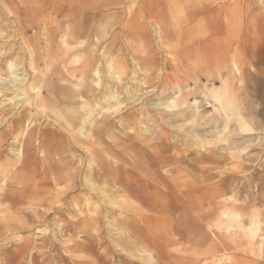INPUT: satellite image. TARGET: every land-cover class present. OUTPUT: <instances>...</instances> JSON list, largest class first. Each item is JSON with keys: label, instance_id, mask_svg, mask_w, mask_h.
Instances as JSON below:
<instances>
[{"label": "rangeland", "instance_id": "374dc122", "mask_svg": "<svg viewBox=\"0 0 264 264\" xmlns=\"http://www.w3.org/2000/svg\"><path fill=\"white\" fill-rule=\"evenodd\" d=\"M0 27V67L7 51L20 55L25 78L29 53L37 57L34 67L49 69L46 76L84 61L91 71L96 59L104 88L111 59L122 81L116 90L122 105L97 110L90 127L97 146L65 155L79 184L59 182L57 196L51 182L44 209L32 202L39 219L27 211L29 203L11 213L0 208V220L27 221L24 228L0 223V264H264V0H0ZM65 28L78 36L62 38ZM224 82L232 95L226 100L253 130L249 136L232 121L226 140L214 138L226 122L210 91ZM35 84V95L46 98L52 84ZM101 94L97 104L104 106ZM15 112L6 107L0 118ZM32 114L37 131L67 139L49 109L51 121ZM4 159H13L6 146ZM5 169L0 165V173ZM5 176V192L33 182ZM232 213L240 217L228 219ZM79 220L89 225L74 227Z\"/></svg>", "mask_w": 264, "mask_h": 264}, {"label": "bare ground", "instance_id": "6f19581e", "mask_svg": "<svg viewBox=\"0 0 264 264\" xmlns=\"http://www.w3.org/2000/svg\"><path fill=\"white\" fill-rule=\"evenodd\" d=\"M4 31V27H0V34H3ZM62 34V38H75L79 33L77 31H72V29L70 28H65V31H63ZM75 43L78 44L77 42ZM1 51L0 55H2ZM10 52L11 51H7L6 53L8 57L9 55H11ZM79 54L84 58L83 53ZM102 55H104V53L101 52L100 56ZM8 57L4 62V66L0 67V74L4 72V76L0 75V111L5 109L6 107H12L14 110H16V112L10 113L5 116L6 119L5 117L0 118V128H4L5 125L12 123V125L9 126L8 130H5L6 132L0 135V154L1 149H4V147L6 146V149L8 148V151L13 156V159H4L0 163V165L8 168L3 170L0 175L2 177H6L5 175H7L8 173H12L13 177H15L14 179L22 178L32 180L33 182L31 184L25 182L26 185L21 184L22 187L20 190H12L9 192H5L3 190V187L5 185L2 184V188H0V208L4 209L3 211L6 213H11V211L21 203H29L31 205L30 207H27V211L31 212L33 217L39 219V212L36 208H32V205H34L32 202H39V204H36V207L44 209L42 204L49 203V185L51 182L55 185V187H57V196L58 194H60V190H63L64 188L60 186L61 184L59 185V182L64 181L70 183L69 186H67L70 188H74L76 184H79L80 178L78 176V173H71L69 169V166L72 164L64 162L65 155H71L72 152L74 154V152H76V150H78L79 148L81 150H85L88 147L97 146V141L94 137L96 132H92L90 127L95 123L97 115H100L99 112L97 114V110L109 113L111 111H115L120 105H122L120 100L121 94H117L116 91L117 86H120L122 84V81L120 74L115 72L112 66V63L114 62H112L111 59L108 61L106 70V78L108 79L110 84H107L103 88L98 70L99 63L96 61V59H94L95 62L93 61L94 63L90 68L91 71L86 70L88 61H84L83 66L80 68L68 69L66 68V66H63L53 71V75L46 76L47 71L49 72V69L45 68L44 71H39V68L34 67L32 64L36 55L34 53H29L30 74H28L29 77L25 78L24 76H22V73H20V71L23 72L24 70L22 67V58L20 57V55L16 53L9 58ZM130 62L131 65H134V60H130ZM136 73L137 72L132 73L133 79H136ZM52 76L58 77V86L52 84ZM34 78H37V80H34ZM86 78H88L90 81L88 86H84V80ZM36 81H38L39 83L41 81H44L47 84H52L47 87L48 91L46 98H40L39 94L35 95L37 93L36 90L39 88L35 87ZM132 83L134 82L132 81ZM140 86L142 87L143 84L141 83ZM228 86L229 85H227V82H224L222 86L216 87L214 90L210 91L212 101L219 108L221 116L226 122L224 128L214 135V138L219 141H224L228 138L226 135L230 132L225 130L228 127L227 124L232 121L236 122V124L238 125L237 132L239 134L243 136H249L253 132V130L246 125L244 117L238 111L236 106L233 105V102L226 100L230 99L232 96L228 95V92L230 91V89H228ZM52 87L57 92H55ZM101 90L102 97L100 99L102 100L104 106L100 103L97 104V92H100ZM124 91L128 95V100L134 98V94L131 93L130 87H126ZM19 108L22 109L20 110ZM33 109L38 112V115L43 114L44 116L41 117L45 118L47 121L50 120L47 118V111L49 109V111L54 114L56 119L62 121L61 124H63L64 128H66V130L68 131L67 139L62 140L61 135L56 136V134L52 132L37 131L38 126L33 127L34 124H36V121H32ZM49 116L51 117V115ZM14 118H17L15 122L9 121ZM52 124L56 125L57 128H60L61 125L57 124L56 122H53ZM37 151L40 159L36 155ZM95 154L96 153H93L92 155L95 156ZM67 157L70 158L69 156ZM71 157L72 161L75 162L76 160H74V156L72 155ZM76 159L77 162L82 161L81 156H78ZM36 176H39L40 178L35 181ZM90 185L92 186L90 189L93 190V183H90ZM62 192L64 194L67 193V191ZM42 194L44 195L43 198L41 197ZM57 200H55L56 202L54 204L56 206H59L60 202L59 200ZM73 204L74 209L77 210L78 215H82V211L77 206V204L75 202ZM51 210L48 209L46 211ZM55 212L60 213L61 215L64 214L63 209H58ZM41 217L43 218V216ZM239 217L240 216L238 214L232 213L228 216V219H238ZM255 218V216L251 218L252 223L254 224L257 223L256 221H254ZM89 220L91 221L92 219ZM236 221L237 224H239L238 227L240 228V230L244 229L246 231V235L249 238H254L256 234L255 231H250V227L242 225L240 220ZM0 223L4 228H11L12 226L16 228H24L27 226V221H23L20 219L8 220L7 218H3L2 220H0ZM88 225V220H79L74 224V227L84 228Z\"/></svg>", "mask_w": 264, "mask_h": 264}]
</instances>
